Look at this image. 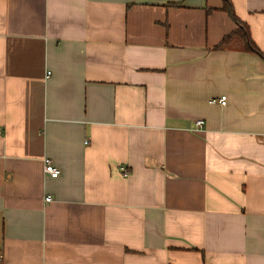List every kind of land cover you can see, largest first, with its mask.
Listing matches in <instances>:
<instances>
[{
	"label": "crops",
	"instance_id": "0c3cea01",
	"mask_svg": "<svg viewBox=\"0 0 264 264\" xmlns=\"http://www.w3.org/2000/svg\"><path fill=\"white\" fill-rule=\"evenodd\" d=\"M230 1L259 51L224 0H0V264H264V0Z\"/></svg>",
	"mask_w": 264,
	"mask_h": 264
},
{
	"label": "trees",
	"instance_id": "16d2710c",
	"mask_svg": "<svg viewBox=\"0 0 264 264\" xmlns=\"http://www.w3.org/2000/svg\"><path fill=\"white\" fill-rule=\"evenodd\" d=\"M177 5H179V4H177ZM222 9L225 10V11H227L229 14H231L234 17V19L237 20V23H238L239 26L232 33L226 35L218 46H222V45L228 44V43H230V41L234 37L238 36V37L242 38L243 41L246 42L247 49L259 51V49L256 46V44L251 39L248 38V34H249V27H248V25L245 24L243 21H241L235 15L234 10H233V7H232V4H231V1L230 0H224V4H223Z\"/></svg>",
	"mask_w": 264,
	"mask_h": 264
},
{
	"label": "built area",
	"instance_id": "2783aa9c",
	"mask_svg": "<svg viewBox=\"0 0 264 264\" xmlns=\"http://www.w3.org/2000/svg\"><path fill=\"white\" fill-rule=\"evenodd\" d=\"M51 74V72L48 73L47 76H49ZM213 103L217 102L220 103L222 105H225L227 103V96L223 95L218 99H213L212 100ZM205 126V121L200 119L198 121H196V129H202ZM45 172L47 175H49L50 177L56 178L59 177L62 173V170L56 166L50 159H45ZM52 198L50 196H48L46 198L47 201H50ZM0 259H1V255H0Z\"/></svg>",
	"mask_w": 264,
	"mask_h": 264
}]
</instances>
